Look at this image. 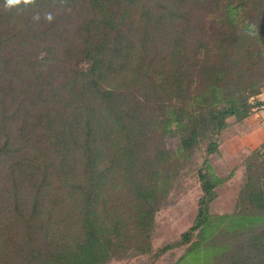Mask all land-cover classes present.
<instances>
[{
  "label": "trees",
  "instance_id": "1",
  "mask_svg": "<svg viewBox=\"0 0 264 264\" xmlns=\"http://www.w3.org/2000/svg\"><path fill=\"white\" fill-rule=\"evenodd\" d=\"M5 2L0 264H154L179 247L173 264H264V141L233 210H211L231 176L211 161L221 133L264 107V0ZM199 152L196 216L155 247Z\"/></svg>",
  "mask_w": 264,
  "mask_h": 264
},
{
  "label": "rangeland",
  "instance_id": "2",
  "mask_svg": "<svg viewBox=\"0 0 264 264\" xmlns=\"http://www.w3.org/2000/svg\"><path fill=\"white\" fill-rule=\"evenodd\" d=\"M260 97L264 98V93ZM229 121L231 124L221 133L220 150L211 155L213 167L221 174L231 175L211 205L213 212L233 210L244 180L245 158L264 141V107L243 122L235 120L234 116ZM203 159V154L197 153L196 162L181 172L170 192L169 202L158 211L153 240L155 247L178 237L192 224L202 193L197 168ZM182 251V247L168 250L154 264H173ZM148 255L134 254L122 260L113 259L108 264H142Z\"/></svg>",
  "mask_w": 264,
  "mask_h": 264
},
{
  "label": "clouds",
  "instance_id": "3",
  "mask_svg": "<svg viewBox=\"0 0 264 264\" xmlns=\"http://www.w3.org/2000/svg\"><path fill=\"white\" fill-rule=\"evenodd\" d=\"M21 3H23V4H32V3H34V0H6L5 7H6V9L7 8H11V7L19 5ZM38 18L39 17H34V19H38ZM45 19L48 20L49 22L52 21V19H53L52 14L51 13L47 14Z\"/></svg>",
  "mask_w": 264,
  "mask_h": 264
}]
</instances>
